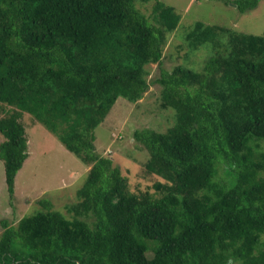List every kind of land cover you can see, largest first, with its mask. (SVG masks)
Returning <instances> with one entry per match:
<instances>
[{
	"label": "trees",
	"instance_id": "1",
	"mask_svg": "<svg viewBox=\"0 0 264 264\" xmlns=\"http://www.w3.org/2000/svg\"><path fill=\"white\" fill-rule=\"evenodd\" d=\"M136 1L147 0H0V101L13 107L0 116L7 193L27 155L21 111L89 164L71 217L40 198L43 209L15 225L0 219V264H264V34L196 20L188 44L214 50L201 68L159 66L153 80L174 122L132 131L144 169L160 177L153 191H131L94 150L93 128L117 96L147 89L146 65H159L179 19L153 0L150 22ZM221 1L239 11L258 2Z\"/></svg>",
	"mask_w": 264,
	"mask_h": 264
},
{
	"label": "rangeland",
	"instance_id": "2",
	"mask_svg": "<svg viewBox=\"0 0 264 264\" xmlns=\"http://www.w3.org/2000/svg\"><path fill=\"white\" fill-rule=\"evenodd\" d=\"M160 1L171 5L179 14V19L175 28L166 35L159 65L156 62L146 65L147 89L134 101L117 96L102 121L93 128L94 150L113 159L126 177L128 188L134 192L145 188L153 191L150 185L160 177L144 169L148 152L133 138V129L149 127L163 131L174 122V109L161 105L160 85L153 80L158 75L159 66L169 70L174 64L181 63L197 70L213 50L208 43L196 47L188 44L185 33L193 22L200 20L237 31L264 34V0H258L256 6L244 11H239L232 2L221 0ZM152 3L153 0L135 2L150 22H154L151 17ZM12 108L0 101V116ZM18 119L27 137V155L14 175L12 195L6 191L0 159V219L5 218L9 224L15 225L22 215L43 209L38 202L40 198H48L53 209L71 217L72 211L66 208V204L76 200L75 191L82 184L89 164L66 149L29 112L21 111ZM2 138L0 133V140ZM261 236L264 238V233ZM150 254L151 249H147L146 255Z\"/></svg>",
	"mask_w": 264,
	"mask_h": 264
}]
</instances>
